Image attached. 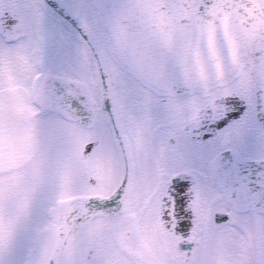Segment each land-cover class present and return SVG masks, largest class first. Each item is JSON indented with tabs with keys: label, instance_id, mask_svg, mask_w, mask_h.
<instances>
[{
	"label": "snow or ice",
	"instance_id": "6c2138e0",
	"mask_svg": "<svg viewBox=\"0 0 264 264\" xmlns=\"http://www.w3.org/2000/svg\"><path fill=\"white\" fill-rule=\"evenodd\" d=\"M0 264H264V0H0Z\"/></svg>",
	"mask_w": 264,
	"mask_h": 264
}]
</instances>
